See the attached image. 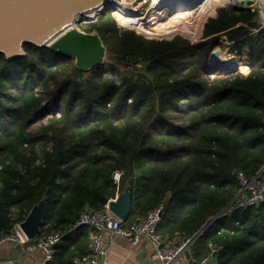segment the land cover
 Masks as SVG:
<instances>
[{
    "label": "trees",
    "instance_id": "16d2710c",
    "mask_svg": "<svg viewBox=\"0 0 264 264\" xmlns=\"http://www.w3.org/2000/svg\"><path fill=\"white\" fill-rule=\"evenodd\" d=\"M220 3L200 4L197 44L120 29L113 8L88 18L81 29L98 32L107 47L106 61L88 71L48 47L0 54V238L46 197L37 237L63 238L45 264H75L91 235L74 226L79 213L104 210L129 184L124 226L164 203L160 234L203 230L192 264H204L211 243L222 246L218 264H264V206L216 218L240 190L238 172L253 177L264 165L260 12ZM223 35L248 50L249 74L209 65Z\"/></svg>",
    "mask_w": 264,
    "mask_h": 264
},
{
    "label": "water",
    "instance_id": "95a60500",
    "mask_svg": "<svg viewBox=\"0 0 264 264\" xmlns=\"http://www.w3.org/2000/svg\"><path fill=\"white\" fill-rule=\"evenodd\" d=\"M109 1L0 0V54L7 59L25 56L26 46L30 44L39 48L48 47L55 53L71 57L76 67L83 71L102 65L107 59V47L102 37L98 32L81 30L79 25L87 20L84 18L86 14L100 8L102 10L98 14L105 13L113 8L109 5ZM234 3H238V6ZM234 3L230 5L231 8L247 9L251 0H234ZM240 3H243L242 7ZM259 7L262 9L261 4ZM185 10L188 9L175 10V12ZM260 17L261 20L264 19L263 11L260 12ZM221 52L220 48L212 52L210 66L220 68L212 61L218 60ZM233 71L235 70L226 73ZM132 199V187L128 184L124 191L108 202L109 209L124 221L130 213ZM46 202V197L41 199L21 222L22 229L30 239L36 238L40 233ZM26 258L22 255V250L14 246L11 247L7 257L0 259V264H26ZM218 263V256L205 260V264ZM102 264H106L105 260Z\"/></svg>",
    "mask_w": 264,
    "mask_h": 264
},
{
    "label": "built area",
    "instance_id": "2783aa9c",
    "mask_svg": "<svg viewBox=\"0 0 264 264\" xmlns=\"http://www.w3.org/2000/svg\"><path fill=\"white\" fill-rule=\"evenodd\" d=\"M263 1L264 0H251L248 8L254 7L257 8L259 12H264ZM149 2L151 4L152 0ZM259 4L262 5V9H260ZM234 5L238 6V3H234ZM239 5H243V3H240ZM148 10H150L152 15H155L156 13L161 14L163 16L162 18L167 17L169 14V11L163 13L158 11L153 14L151 5ZM141 13L143 12L141 11ZM117 15L119 18L120 15ZM261 29H264V19L261 20L260 27L255 29V31H259ZM240 50L241 54L237 52L239 55L246 56L248 54V50ZM243 60L244 59H236L239 64L232 70L240 71L241 73L247 75L250 72L251 58L247 59L248 61H246V59L244 61ZM215 70L224 73L226 72L225 70H222V68H215ZM216 74L217 72L214 71L211 74V77H215ZM120 175L121 174L119 172H116L114 178L119 181ZM238 179L241 185L239 192L216 218L226 214H231L236 210L264 206V165L253 177H247L243 172H238ZM163 209L164 203H160L157 207L151 209L145 216L138 221H135L130 226H124L123 220L109 209L108 204L105 209L101 211H94L91 209L82 210L75 220L74 226H89L91 228V237L88 244V255L82 258H75V264L103 263L107 253L104 246L105 233H113L127 237L133 245H137L142 241H148L154 250V257L158 264H182L181 260L184 253L191 248L196 239L202 234L203 230L192 235L175 236L173 238L160 234L157 231V227L163 214ZM62 238V233L51 232L40 238L36 237L34 239H30L22 229L21 222H18L14 225L13 229L0 238V247L5 243L10 242L16 247L20 246L22 252L27 254L41 251L44 254L43 264H45L53 258L55 247L62 241ZM210 249V257H213L217 256V254L221 251L222 246L211 243ZM203 263L205 264V261H203Z\"/></svg>",
    "mask_w": 264,
    "mask_h": 264
},
{
    "label": "rangeland",
    "instance_id": "374dc122",
    "mask_svg": "<svg viewBox=\"0 0 264 264\" xmlns=\"http://www.w3.org/2000/svg\"><path fill=\"white\" fill-rule=\"evenodd\" d=\"M149 1L150 0H148V1L147 0H139V1L133 0V2L135 3V6H138L141 8V10L143 12L142 13L143 16L139 20H130V21H126V22L144 23L145 24V30L147 32H150L151 35H147L145 33L146 31L140 32L137 29H135L134 27H131L128 25H122L121 20H120V18H122L121 16H119V21H120L119 28L120 29H123L126 27L131 28L132 30L137 31L139 34H141L145 37H148V38H158V39L169 38V39H172L176 35H181L182 37H184L185 40L189 41L190 44H197L202 39L201 28L199 31V29H198L199 24L196 22L197 18L200 15V9H201L200 5H198L194 8L185 10V11H177V12L169 11L168 16L165 18H162L163 16L159 13H156L155 15L151 14L150 10H148V9H149V6L152 4L153 0H152L151 4ZM221 1L224 2L223 0H221ZM226 2H229V1H226ZM219 5L220 6L222 5L225 7H230V5H232V4L224 2V3H220ZM242 6L243 5H241V7ZM116 13L119 14L118 12H116ZM81 25H79L80 29H81ZM173 26L178 27L179 29L173 32L171 29V27H173ZM219 41L221 42V44L219 43V45H217L216 48H220L222 51L221 52L222 54H225L228 56H233L236 59H244V60L246 59V61H248L247 59L250 58L249 53L246 56L239 55V54H241L240 53L241 50L239 47L240 40L230 41L227 35H223L220 37ZM209 60H210V58H209ZM236 62L238 63V61H236ZM59 115H60V113H59ZM49 116L50 115H48L44 119L45 123H47ZM38 126H39V123L34 124L35 128H37ZM12 245H13L12 243L7 242L0 247V259L6 257L7 247L12 246Z\"/></svg>",
    "mask_w": 264,
    "mask_h": 264
},
{
    "label": "crops",
    "instance_id": "0c3cea01",
    "mask_svg": "<svg viewBox=\"0 0 264 264\" xmlns=\"http://www.w3.org/2000/svg\"><path fill=\"white\" fill-rule=\"evenodd\" d=\"M104 246L107 251L104 258L106 264H158L154 257V250L148 241H142L137 245H133L127 237L105 233ZM11 247L14 246L7 247L6 257L9 255ZM17 248L20 249L21 247L17 246ZM22 255L27 257L26 264H43L44 254L41 251H36L32 254L22 252ZM193 259L194 257L190 248L184 253L181 262L182 264H192Z\"/></svg>",
    "mask_w": 264,
    "mask_h": 264
},
{
    "label": "bare ground",
    "instance_id": "6f19581e",
    "mask_svg": "<svg viewBox=\"0 0 264 264\" xmlns=\"http://www.w3.org/2000/svg\"><path fill=\"white\" fill-rule=\"evenodd\" d=\"M205 1L206 0H153L151 4V9L153 13H156L158 11L163 13L166 11L191 9L200 5ZM223 1L225 3H230V4H233L234 2V0H223ZM109 5H111L113 9L114 8L117 9L114 10L120 14V16L124 21L139 20L143 16V14L141 13L142 11L141 8L135 6L133 0H110ZM101 10L102 8H100L99 10L92 11L89 14H86L84 18L88 19L90 17H95ZM212 62L225 71L232 70L238 66L235 57L228 56L225 54H221L218 60H213Z\"/></svg>",
    "mask_w": 264,
    "mask_h": 264
},
{
    "label": "flooded vegetation",
    "instance_id": "af4514ba",
    "mask_svg": "<svg viewBox=\"0 0 264 264\" xmlns=\"http://www.w3.org/2000/svg\"><path fill=\"white\" fill-rule=\"evenodd\" d=\"M233 9H235V8H233Z\"/></svg>",
    "mask_w": 264,
    "mask_h": 264
}]
</instances>
